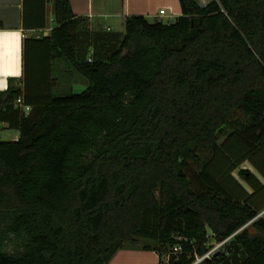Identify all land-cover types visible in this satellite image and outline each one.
Instances as JSON below:
<instances>
[{"label": "trees", "instance_id": "trees-1", "mask_svg": "<svg viewBox=\"0 0 264 264\" xmlns=\"http://www.w3.org/2000/svg\"><path fill=\"white\" fill-rule=\"evenodd\" d=\"M179 1L174 21L128 16L88 59V18L54 0L48 64L0 92V122L20 132L0 140V264H109L122 249L192 264L228 237L198 264L233 244L237 264H264L261 187L233 174L264 159V0ZM63 65L84 90H65Z\"/></svg>", "mask_w": 264, "mask_h": 264}, {"label": "crops", "instance_id": "crops-1", "mask_svg": "<svg viewBox=\"0 0 264 264\" xmlns=\"http://www.w3.org/2000/svg\"><path fill=\"white\" fill-rule=\"evenodd\" d=\"M70 1L74 13L87 17L89 21V29L79 32V50L81 56L88 59L94 56L106 57L111 53V49L120 43L125 33L123 29L128 16L141 14L150 21L159 19L170 22L182 14L179 0ZM197 1L205 5L211 0ZM163 9L165 12L160 15ZM107 22L113 23L118 32L116 36L101 35V29ZM56 25L54 0H0V92L6 91L10 86L22 87L26 79H31V72L40 67L44 68V65L48 64L49 45L43 38L50 36ZM113 37L114 41H112ZM41 62L44 65L40 64ZM20 106L23 108V105L20 104ZM1 123L0 130L9 126L7 121ZM13 129H15L13 139L17 140L20 132L16 128ZM0 140H6V138L0 134ZM240 168L248 169L253 173L252 186L240 176ZM233 174L249 193L256 192V185L261 187L256 197L264 198V159H257L256 162L246 160ZM261 205L259 214L264 212V202H261ZM261 217H264V213ZM233 240L231 237L227 243L231 245ZM231 251V255L233 253L238 255V262L246 257L237 244H233ZM123 253L126 255L141 253L146 259H150L152 264L159 263V256L154 251L123 249L109 264H122L124 262L122 256L125 255Z\"/></svg>", "mask_w": 264, "mask_h": 264}, {"label": "rangeland", "instance_id": "rangeland-1", "mask_svg": "<svg viewBox=\"0 0 264 264\" xmlns=\"http://www.w3.org/2000/svg\"><path fill=\"white\" fill-rule=\"evenodd\" d=\"M109 26L110 28H108ZM101 30H102L100 32L101 35H115L116 36L118 33L116 28L113 26L112 22L105 23ZM123 32H125V29H123ZM114 37L112 38V41L115 40ZM112 50H114V48H112L111 51ZM56 73L59 74V77H61V79L63 80V85L67 92H71V91L80 92L87 87V82L83 81L80 77L75 78L73 74L68 73V71L64 68V65L61 66V68L58 67ZM0 131H3L0 134L4 136L6 140H16V139H13L15 129H13L12 127L6 126ZM137 250H141V249H137ZM237 263H238V255L236 253H233L228 259V261L224 264H237ZM149 264H152V263H149Z\"/></svg>", "mask_w": 264, "mask_h": 264}, {"label": "built area", "instance_id": "built-area-1", "mask_svg": "<svg viewBox=\"0 0 264 264\" xmlns=\"http://www.w3.org/2000/svg\"><path fill=\"white\" fill-rule=\"evenodd\" d=\"M164 12H165L164 9L161 10L160 15H163ZM17 103H19V105H20V104L23 105V110H24L25 112H28V111L30 110V108H31L29 105H24V104H23L24 102H23V100H22L21 97L17 99ZM0 127H2V123H1V122H0ZM263 213H264V212L258 214L257 217H261ZM257 217H256V218H257ZM230 238H231V237H228V238H226V239L223 240V241H220V242H216V243H214L213 246L211 247V249H210L207 253H205L203 256L197 257L196 261H195L194 263H192V264H198V263L202 262L204 259H206V258H210L213 254H215V253H217V252H219V251H224V249H225V244L227 243V241H228ZM175 249H176V250H179L180 248L176 247Z\"/></svg>", "mask_w": 264, "mask_h": 264}, {"label": "bare ground", "instance_id": "bare-ground-1", "mask_svg": "<svg viewBox=\"0 0 264 264\" xmlns=\"http://www.w3.org/2000/svg\"><path fill=\"white\" fill-rule=\"evenodd\" d=\"M125 254V253H123ZM122 259L124 262H122V264H149L151 263L150 259H146L143 254L139 253V254H128V255H123Z\"/></svg>", "mask_w": 264, "mask_h": 264}, {"label": "water", "instance_id": "water-1", "mask_svg": "<svg viewBox=\"0 0 264 264\" xmlns=\"http://www.w3.org/2000/svg\"><path fill=\"white\" fill-rule=\"evenodd\" d=\"M200 24H201V20L198 18V19H197L196 26H199Z\"/></svg>", "mask_w": 264, "mask_h": 264}]
</instances>
